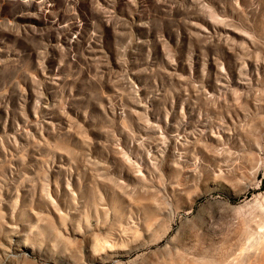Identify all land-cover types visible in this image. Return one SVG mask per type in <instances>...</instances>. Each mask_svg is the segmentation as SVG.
<instances>
[{"label":"rangeland","instance_id":"rangeland-1","mask_svg":"<svg viewBox=\"0 0 264 264\" xmlns=\"http://www.w3.org/2000/svg\"><path fill=\"white\" fill-rule=\"evenodd\" d=\"M263 204L264 0H0V264H264Z\"/></svg>","mask_w":264,"mask_h":264},{"label":"bare ground","instance_id":"bare-ground-1","mask_svg":"<svg viewBox=\"0 0 264 264\" xmlns=\"http://www.w3.org/2000/svg\"><path fill=\"white\" fill-rule=\"evenodd\" d=\"M256 218H264V204L260 206L259 212L257 214L254 215ZM259 239L261 240V236L259 237ZM254 241L250 242V239L248 241V243H243L242 247H247V248H253L255 245L253 244ZM258 249L264 250V242L261 240L260 244L257 245Z\"/></svg>","mask_w":264,"mask_h":264}]
</instances>
